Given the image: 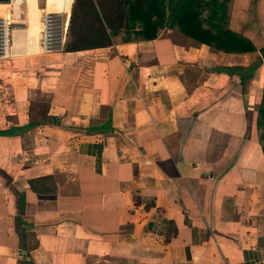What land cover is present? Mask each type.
I'll return each instance as SVG.
<instances>
[{"label":"crops","instance_id":"0c3cea01","mask_svg":"<svg viewBox=\"0 0 264 264\" xmlns=\"http://www.w3.org/2000/svg\"><path fill=\"white\" fill-rule=\"evenodd\" d=\"M74 2L0 4V131L34 124L0 136V264H264V0L228 3L243 54L145 40L139 19L67 52ZM46 14L65 29L50 53Z\"/></svg>","mask_w":264,"mask_h":264},{"label":"trees","instance_id":"16d2710c","mask_svg":"<svg viewBox=\"0 0 264 264\" xmlns=\"http://www.w3.org/2000/svg\"><path fill=\"white\" fill-rule=\"evenodd\" d=\"M123 0H75L68 40L64 46L67 52H80L106 48L113 44V38L126 31L135 30L131 19L141 21L137 36L145 40L156 39L166 26L178 29L196 41L227 53H251L257 49L252 42L228 28V3L230 0H135L126 9ZM125 2L128 3L127 0ZM261 58L248 70L252 75L264 64V48ZM227 73L235 69L227 68ZM248 75V76H249ZM264 121V100L261 107ZM34 124L0 131V136H16L30 130ZM264 141V135L262 137ZM264 150V148H263Z\"/></svg>","mask_w":264,"mask_h":264},{"label":"built area","instance_id":"2783aa9c","mask_svg":"<svg viewBox=\"0 0 264 264\" xmlns=\"http://www.w3.org/2000/svg\"><path fill=\"white\" fill-rule=\"evenodd\" d=\"M54 14H46L43 18V51L45 53H50L54 49L64 46L65 40V29L59 22L57 24L54 21ZM57 17V15H56ZM3 35V30H2ZM8 39V38H7ZM4 36L1 38V55L2 57L8 56V50L4 49Z\"/></svg>","mask_w":264,"mask_h":264},{"label":"rangeland","instance_id":"374dc122","mask_svg":"<svg viewBox=\"0 0 264 264\" xmlns=\"http://www.w3.org/2000/svg\"><path fill=\"white\" fill-rule=\"evenodd\" d=\"M54 16V21L57 23V24H59V19L56 17V15L54 14L53 15ZM3 22H2V20H1V18H0V52H2L1 51V38H2V30H3ZM2 59H4V58H2ZM6 67H8V69H12L11 67V65H10V62H1L0 61V69L2 70V72H4V70H5V68ZM0 73H1V71H0ZM3 73H1V75H2ZM7 75V74H6ZM3 142V141H2ZM1 146H4L5 148H7V149H3L2 151H0V160H2V159H4V154H6V152L8 151V148H10V144H5V142L4 143H2V144H0ZM8 145V146H7ZM10 145V146H9ZM1 162V161H0Z\"/></svg>","mask_w":264,"mask_h":264},{"label":"bare ground","instance_id":"6f19581e","mask_svg":"<svg viewBox=\"0 0 264 264\" xmlns=\"http://www.w3.org/2000/svg\"><path fill=\"white\" fill-rule=\"evenodd\" d=\"M5 24L3 25V36H4V49L7 51L8 50V39H7V35H8V26L7 23L4 22Z\"/></svg>","mask_w":264,"mask_h":264},{"label":"water","instance_id":"95a60500","mask_svg":"<svg viewBox=\"0 0 264 264\" xmlns=\"http://www.w3.org/2000/svg\"><path fill=\"white\" fill-rule=\"evenodd\" d=\"M11 0H0V4H9Z\"/></svg>","mask_w":264,"mask_h":264}]
</instances>
